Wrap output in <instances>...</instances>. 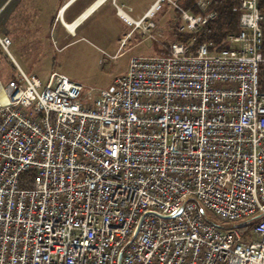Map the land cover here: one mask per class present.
<instances>
[{
  "label": "built area",
  "instance_id": "built-area-1",
  "mask_svg": "<svg viewBox=\"0 0 264 264\" xmlns=\"http://www.w3.org/2000/svg\"><path fill=\"white\" fill-rule=\"evenodd\" d=\"M210 1L114 5L158 43L169 3L191 36L93 93L56 71L0 81V264H264V14L239 0L226 46H194Z\"/></svg>",
  "mask_w": 264,
  "mask_h": 264
},
{
  "label": "crops",
  "instance_id": "crops-1",
  "mask_svg": "<svg viewBox=\"0 0 264 264\" xmlns=\"http://www.w3.org/2000/svg\"><path fill=\"white\" fill-rule=\"evenodd\" d=\"M96 1L0 0V37L9 40L8 57L13 61L10 50L22 61L48 60L49 56L60 53L70 43L84 42L91 45V34H96L94 32L98 27L105 26L110 31L104 36L106 42L115 39L120 44L122 39L135 40L131 36L134 30L121 33L119 21L127 24L116 14L114 5L126 6L138 18L154 0H114V4L110 0H103L74 26L72 32L64 27L62 20L64 23L74 22ZM95 14L98 17L93 19ZM59 16L62 17L61 22ZM15 66L20 68L17 64Z\"/></svg>",
  "mask_w": 264,
  "mask_h": 264
},
{
  "label": "rangeland",
  "instance_id": "rangeland-1",
  "mask_svg": "<svg viewBox=\"0 0 264 264\" xmlns=\"http://www.w3.org/2000/svg\"><path fill=\"white\" fill-rule=\"evenodd\" d=\"M119 7L131 18H136L133 12L127 10L126 6L119 4ZM97 17L98 15L95 14L93 19ZM115 18L119 20L116 16ZM151 20L160 30L161 37L158 43L143 39L144 34L138 29H134L131 35L135 37V40L124 39L122 45L115 39L106 42L104 36L106 37L110 31L105 26L98 27L94 32L96 34H91V45L84 42L70 43L60 53L49 56L48 60L22 61L9 50L13 58L12 61L0 50V81L3 84L8 78L15 77L17 74L15 64H17L26 74L36 75L42 83L46 81L51 71H56L66 74L67 77L82 83L87 88H91L93 93L98 88L107 87L116 75L122 74L130 57L159 55L164 50L162 46L175 39L172 34L173 28L174 26L178 27L180 22L171 4L163 2ZM119 22L121 33L131 29L129 25H125L122 21ZM262 203L264 204V200ZM205 214L217 224L226 222L208 210H205Z\"/></svg>",
  "mask_w": 264,
  "mask_h": 264
},
{
  "label": "trees",
  "instance_id": "trees-1",
  "mask_svg": "<svg viewBox=\"0 0 264 264\" xmlns=\"http://www.w3.org/2000/svg\"><path fill=\"white\" fill-rule=\"evenodd\" d=\"M175 4L182 9H188L192 12H197L193 6L194 0H175ZM239 0H211L208 9H213L216 16L203 24L200 29L194 33V43L210 42L215 50H219L226 46L225 37L237 30L236 21L238 13ZM259 9L264 14V0L258 2ZM174 12L178 15V11L173 7ZM172 34L176 40L185 41L191 35L189 33L180 32L178 27L174 26ZM165 50L161 52L164 54ZM259 88L264 89V64L259 67ZM252 223L247 225L250 227Z\"/></svg>",
  "mask_w": 264,
  "mask_h": 264
},
{
  "label": "bare ground",
  "instance_id": "bare-ground-1",
  "mask_svg": "<svg viewBox=\"0 0 264 264\" xmlns=\"http://www.w3.org/2000/svg\"><path fill=\"white\" fill-rule=\"evenodd\" d=\"M102 0H97L90 8H88L83 14H81V16H79V18H77L74 22H72V23H64L63 22V20H62V17L61 16H59V19H61L62 20V23H63V25H64V27L68 30V31H70V32H72L73 31V29H74V26L88 13V12H90L93 8H95L100 2H101ZM124 12L122 11V10H119L118 11V14H119V16H121V17H123V18H125V19H127L128 20V18L123 14Z\"/></svg>",
  "mask_w": 264,
  "mask_h": 264
}]
</instances>
